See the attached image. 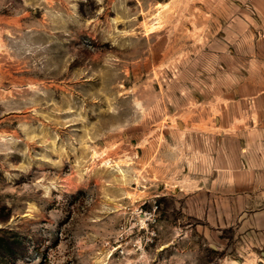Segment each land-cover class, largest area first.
Segmentation results:
<instances>
[{
	"label": "rangeland",
	"instance_id": "rangeland-1",
	"mask_svg": "<svg viewBox=\"0 0 264 264\" xmlns=\"http://www.w3.org/2000/svg\"><path fill=\"white\" fill-rule=\"evenodd\" d=\"M242 2L0 0L6 264H264L219 175L252 157L224 130Z\"/></svg>",
	"mask_w": 264,
	"mask_h": 264
},
{
	"label": "crops",
	"instance_id": "crops-1",
	"mask_svg": "<svg viewBox=\"0 0 264 264\" xmlns=\"http://www.w3.org/2000/svg\"><path fill=\"white\" fill-rule=\"evenodd\" d=\"M242 1L243 4H239L236 15L231 21L235 54L242 61L237 67L240 72L236 74L239 94L233 97L231 103L239 108L233 120L225 124L224 130L230 132V136L241 143L239 147L244 151L243 154L250 153L252 157L241 159V165L236 167V170L239 168L237 171H233L231 167L228 169L220 166L219 175L224 178L223 184L228 188L224 192L226 210L262 212L264 211V183H262L264 179V0ZM249 219L248 217L246 221Z\"/></svg>",
	"mask_w": 264,
	"mask_h": 264
},
{
	"label": "trees",
	"instance_id": "trees-1",
	"mask_svg": "<svg viewBox=\"0 0 264 264\" xmlns=\"http://www.w3.org/2000/svg\"><path fill=\"white\" fill-rule=\"evenodd\" d=\"M12 230L6 228H0V264H6L7 258L12 254L15 253L11 250L10 245H20L19 241H12L9 236V233Z\"/></svg>",
	"mask_w": 264,
	"mask_h": 264
}]
</instances>
